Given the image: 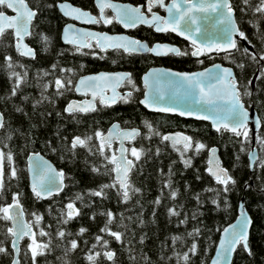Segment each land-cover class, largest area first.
Listing matches in <instances>:
<instances>
[{"label":"trees","instance_id":"trees-1","mask_svg":"<svg viewBox=\"0 0 264 264\" xmlns=\"http://www.w3.org/2000/svg\"><path fill=\"white\" fill-rule=\"evenodd\" d=\"M25 1L31 8L37 9L26 38L34 49V57H23L17 52L11 30L0 34V112L3 115L0 152L12 153V167L17 172L15 178L9 177L5 155L0 165L3 171L0 205L11 203L13 192L18 194L24 216L32 226L33 238L47 245L46 250L35 258L36 264H202V261L207 264L220 229L236 215L241 194L251 218L248 238L251 254L238 246L231 264H264V165L256 166L264 158V153H261L255 140L257 160L249 171L247 152L250 134L244 139V150L241 151L240 138L234 133L223 128L217 132L209 124L192 120L189 124L192 132L185 135L192 138L193 147L184 151L180 144L174 146L170 141L161 140L162 132L142 129L128 144L130 148L142 150L139 160L130 155L133 164L127 177L132 188L139 191L129 188V198L123 201L117 184L105 188L102 197L88 191L98 189L101 184H110L113 180L112 164L106 157L115 153V142L110 143L111 151L105 144L102 156L100 142L95 137L97 129L104 132L107 124L118 120L121 112L131 110V113L137 114L143 109L135 103L122 109L97 107L85 113H65L63 109L72 85L67 81L70 79L73 82L78 74L88 71V56L60 42L59 26L63 18L55 7H47L54 5L56 0ZM67 1L92 9V0ZM230 2L238 28L245 33L247 42L252 46L253 51H248L255 56V60L245 55L243 46L237 41L240 51L230 50L229 59H225L224 53H210L209 63L219 61L232 67L239 91L243 93L246 85L250 92L249 96H242L244 105L252 104L264 125V80L257 79L260 68L264 67V61L259 57L264 41V14L252 11L260 0ZM5 11L10 13L8 9ZM99 25L106 30L113 29V24ZM5 56L10 58L7 64ZM238 64L243 67H237ZM61 68L72 71L61 73ZM41 70L47 75H43ZM255 70L258 71L251 88L249 82ZM10 73L22 77L15 95H10L15 84V77ZM56 77H61L65 85L59 96L55 95ZM46 81L49 88L43 90ZM41 93L48 99H42ZM167 128L176 131L185 129L184 121L177 119ZM258 134L264 137V126L256 131L255 137ZM72 136L89 139L85 145H77L73 149L70 143ZM196 140L203 143L205 149L194 152ZM48 145L57 150L53 152ZM212 145L217 146L220 164L234 181L227 185V192L205 171L206 150ZM30 151L40 152L63 171L64 186L60 192L45 199L33 196L25 167V157ZM182 156L190 163L185 165ZM92 167H96L97 171L93 172ZM165 180L169 181L170 187H164ZM170 189L176 191V197H171ZM77 195L79 198H76ZM157 197L160 198L159 203H156ZM213 200L216 204L212 203ZM225 200L227 208L224 207ZM68 202L77 209V214L71 218H67L65 208ZM169 207L174 209L175 215H169ZM109 210L113 212V220L107 227L121 233L120 242L108 232L99 231L105 225ZM62 213L66 222L61 221ZM35 216H39L40 220L37 221ZM2 217L3 213H0V247L5 252L0 253V264H11V237L7 232L10 223ZM181 220L184 223H180ZM80 228L85 231L80 233ZM193 228L199 229V235L190 237L188 233ZM61 229L64 234L57 237L56 232ZM40 230L46 235L41 236ZM96 235L101 236L100 241L95 240ZM173 236L179 239L173 242ZM72 239L77 241V247L69 250L68 242ZM193 239L197 243L196 254L189 252L187 262L178 261L176 254L187 251ZM105 240L108 241L106 246L103 244ZM28 243L26 237L19 243V264H32L31 253L26 251ZM108 250L114 253L112 260L103 254ZM93 252L97 253L94 260L86 259V255Z\"/></svg>","mask_w":264,"mask_h":264},{"label":"snow or ice","instance_id":"snow-or-ice-1","mask_svg":"<svg viewBox=\"0 0 264 264\" xmlns=\"http://www.w3.org/2000/svg\"><path fill=\"white\" fill-rule=\"evenodd\" d=\"M247 3V0H243ZM95 8L98 14L93 15L89 11L80 7L73 6L67 0H56L54 5L49 4L47 7H55L60 13L71 19L82 21L84 23L108 25L113 21L121 24L125 28L135 27L137 24L151 25L155 31L164 32L171 31L184 37L191 45V55L198 57L201 53H209L215 51L216 53L223 52L225 59L230 58L228 50L240 51L238 48V42L234 39V36H238L243 39H247L245 33L241 31L233 16V7L230 5L229 0H144L143 5L127 4V3H115L114 0H94ZM158 6L163 9L167 15L160 16L157 12L153 11V7ZM5 9L11 10L13 15L6 13ZM107 10L111 11V15L107 14ZM243 12L244 9L241 8ZM252 11L260 12L264 14V0H260L259 5L253 8ZM37 15L36 8H30L25 0H0V34H3L6 30H11L12 35L16 38V50L18 53L30 56L32 55V49L23 43L25 36L29 35V25L33 17ZM252 23V21H250ZM66 43L77 46L75 50L80 51L81 47H93L90 43L95 41V47L104 51L107 48L122 49L125 53H152L155 55L176 54L182 55L174 45L167 43H152L148 46L143 41L125 36V35H109L106 32H94L85 29H78L71 25H64L63 34L61 37ZM46 39V38H45ZM46 47V45H45ZM245 55L249 59L255 60V56L249 53L247 48L242 49ZM96 53L93 52L92 55ZM259 57L264 61V41H262V50L259 53ZM9 57L5 56L4 60L7 64ZM199 63V60H197ZM10 67V65H8ZM54 68L55 65H52ZM237 67H243L242 64H238ZM71 72V69L61 68L60 72ZM47 75V73H43ZM10 76L15 77V84L12 88L10 95L16 94V88L21 85L22 77L16 73H10ZM127 80L128 84H132V80L129 73L126 72H99L90 76H81L75 81V90L80 92L82 90H88L90 86L95 83L97 87L91 90V95L95 98L100 96L101 105L108 103H115L116 99L125 100L130 93H125L124 96H120L119 93L114 91L116 84ZM144 83V96L139 101L140 104L146 108L157 109L162 112L179 113L181 116H195L211 122V127L217 132L221 131V128L227 130L229 133H234L240 138L241 151L244 150V139L249 137V131L247 127V121L249 120V113L242 103V96H249L250 92L247 86H244V91H239L237 81L233 76L232 70L228 67H221L218 64L211 66V70L204 69L200 72H173L170 69L165 68H149L147 72L141 77ZM258 80H264V67L260 68V74L257 76ZM69 85L72 81H67ZM112 85L110 89L112 96L106 97L100 92L99 85ZM54 87L56 89L55 95H61V90L65 85L62 82L61 77H56L54 80ZM49 88V82H44L43 90ZM42 99H48L41 93ZM23 99V98H22ZM55 103L54 100L51 101ZM34 103H36L34 101ZM95 105L91 100L73 101L69 100L65 105L63 111L65 113H74L79 111L81 113L87 112L94 108ZM17 111H20L17 108ZM59 115V113H57ZM257 128H260L262 122L256 120ZM2 127V124H0ZM150 128V125L148 126ZM137 134V129H119L118 126L113 123L106 135L102 136V133L97 129L95 137L100 142V153L103 156L105 143H108L109 151H111L110 141L113 136L117 139V148L115 154L109 155L106 159L112 164L111 172L114 174V179L110 184H101L98 189H89L92 195L96 197H102L104 195L103 190L110 186L119 184V189L122 193L121 200H127L129 198L128 189L132 191H139V189L132 188L131 184L127 180V173L132 167L133 161L128 159L125 153L131 152V155L137 160L142 155V150L136 147L130 149L121 147L125 140L132 141ZM89 137L83 139L79 136H72L71 147L74 149L77 145H85L86 140ZM161 140L171 141L173 145L182 144L183 150L187 151L193 147L192 138L182 135L181 133L164 134L160 137ZM256 143L260 146L261 153H264V137L259 134L255 137ZM48 147L55 152L57 149L51 145ZM205 145L199 140L194 142V152L205 149ZM179 151V149H177ZM211 160L215 159V148H207ZM6 155L7 163L9 165V177L15 178L17 176L16 169L12 167L13 156L11 152H0V165H2L3 159ZM249 164L248 167L252 168V161L257 160L255 148H249L248 150ZM182 162L187 165L190 161L183 159ZM264 165V158L259 160L257 167ZM217 171L211 172L214 179H216L220 185L224 186V191L227 192V185L233 183L232 177L228 175L226 170L220 168L218 163L216 164ZM93 172L97 171L96 167H92ZM28 178L29 187L32 194L36 198H42L51 195L53 192H58L64 185L62 182L63 171L56 170L52 167L48 161L44 160L39 153H28ZM210 171V169H205ZM219 172V175H217ZM3 171L0 167V187H2ZM164 187H170L169 181H164ZM187 187V185H186ZM171 197H176L175 190H171ZM18 194L12 193L11 203H5L0 205V213H3V219L12 222V227L7 229V232L12 237V261L11 264H19L16 259V253L19 251L17 247V241L27 236L29 243L27 244L26 251L31 253L33 258L32 264H36V257L38 254H42L47 245L39 243L33 238V233L28 223H23L21 218L23 217V211L20 208L17 199ZM76 198H79L77 195ZM160 202V198L157 197L156 203ZM216 204V201H212ZM224 207L227 208V200H225ZM67 209V218H71L77 214V209L74 208L71 202L65 205ZM169 215H175V211L172 207L167 209ZM107 219L105 225L102 226L99 231L101 233L108 232L110 236L114 237L117 242L121 241V233L118 231H111L107 225L113 220V212L111 210L106 213ZM37 221L40 220L39 216H35ZM61 221L66 222V218L63 213ZM250 219L247 214L241 209L240 214L236 217V220L229 224L220 233V240L216 244L215 255L212 256L210 264H230V258L233 251L237 246H241L245 253H250L248 245V225ZM180 223H184L183 220ZM39 227V225H37ZM80 233L84 232V228L78 230ZM63 229L56 232L57 237L63 236ZM40 235H46L43 230H40ZM188 235L190 237L199 235V229L193 228ZM179 237L173 236L172 240L175 242ZM96 241L101 240V236H95ZM69 250L77 247V241L75 239L70 240ZM106 246L108 241H103ZM205 251L207 249L205 248ZM5 252L3 247H0V253ZM189 252L195 255L197 252V243L193 239L191 245L187 251L183 254H176L178 261L187 262L189 259ZM104 256L112 260L114 253L111 250L105 251ZM175 254V253H174ZM97 253L93 252L91 255H86V259L93 261ZM147 259V257H144ZM202 264L204 262L202 261Z\"/></svg>","mask_w":264,"mask_h":264},{"label":"flooded vegetation","instance_id":"flooded-vegetation-1","mask_svg":"<svg viewBox=\"0 0 264 264\" xmlns=\"http://www.w3.org/2000/svg\"><path fill=\"white\" fill-rule=\"evenodd\" d=\"M114 1L127 2L132 5H137V4L143 5L144 3V0H114ZM165 2H167V0H165ZM73 5L80 7L76 4H73ZM82 9L89 11L93 15L98 14L93 0H92L91 10L85 9V8H82ZM152 10L157 12V14L160 16H165L166 12L163 9L159 8L158 6H154ZM107 14L111 15V11L107 10ZM61 17L63 18V21L60 23V26H59V35H60L61 28L65 23L73 22L83 28H88L91 30L104 31L107 33H117V34L125 33L129 37H132L140 41H144L146 44H148V46H151L152 43H157V42L167 43L169 45L176 46L178 49H180L181 53H186L182 55H176L172 53L165 54V55H155V54L147 53V52L125 53L122 49L117 50L113 48L112 49L107 48L104 51H101L99 48L95 47L94 40L90 42L93 45V47L91 48L81 47L80 51L77 52L75 50L77 46H73L70 44H64V45H68L71 48H73L77 53H83L84 55L88 56V60H89V63H88L89 67L87 69L88 71H83L82 73L78 74L74 78L72 85H71L70 97L68 98V100L70 99L82 100V99H88L89 97H91L90 93L77 94L74 91L75 81L80 75L98 73V72H110V73L126 72L130 74L132 84H128L127 80L125 79L115 86V90L117 93H119L120 96H124L125 93H130V95L125 100L116 99V102L114 104L105 103L103 105H101L100 103V96L97 95L94 98L95 107L90 111H93L97 107L105 108V109L109 107H116L118 109H122L127 106L128 108V106H131L136 103L143 109L142 112H138L137 114L131 113V110H129L126 113L121 112L120 117H119L120 119L118 118V120H112L111 122L116 121L119 124L120 128L136 127L139 129V133L142 129L144 130L148 129V130H155L158 132H162L163 134H167L170 131H176L173 129H169L167 127L170 125V123L179 119L181 121L183 120L184 125H185V129H179V132L183 134H186L187 132H192L189 124L191 123L193 119L183 118L181 116H178L172 113L148 110L143 105L140 104L139 101L143 98L144 91H145L144 83L141 77L143 76L145 72H147L149 68H165V69H170L171 71H179V72H191V71H195L198 69H202L210 64L209 63L210 53H206V54L201 53L200 56L193 57L191 55V49H192L191 43H189L188 41L184 40L183 38L175 35L174 33L170 31H164V32L154 31L152 26L136 25L135 27H132V28L123 29L117 22L113 21L112 23H110V24H113V29L106 30V29H103L99 24H79L77 21L70 20L63 16ZM100 24H103V23H100ZM14 42H15V39H14ZM93 52H95L96 54L92 55ZM212 53H215V52H212ZM197 60H199V63H197ZM213 62H216V61H213ZM109 87H112V85ZM109 87L104 88L103 90L104 94L109 93L110 91ZM131 116H134L135 118L132 119ZM111 122H109L107 126ZM198 122L208 124L205 121H198ZM149 125H150V128L148 127ZM126 148L130 149L128 146V143L126 144ZM127 156L130 157V154L128 152H127Z\"/></svg>","mask_w":264,"mask_h":264},{"label":"water","instance_id":"water-1","mask_svg":"<svg viewBox=\"0 0 264 264\" xmlns=\"http://www.w3.org/2000/svg\"><path fill=\"white\" fill-rule=\"evenodd\" d=\"M26 2V1H25ZM68 2V1H67ZM93 2H94V0H93ZM115 3H127V2H119V1H114ZM229 2H230V0H229ZM27 3V2H26ZM70 3V2H69ZM127 4H130V3H127ZM73 5V4H72ZM230 5H231V2H230ZM29 6V5H28ZM73 6H75V5H73ZM30 7V6H29ZM31 8V7H30ZM57 9V8H56ZM58 10V9H57ZM9 15H13L14 13H12L11 12V10H9ZM58 12H59V14L61 15V16H63L61 13H60V11L58 10ZM8 14V13H7ZM167 15V13H165V16ZM233 16H234V10H233ZM63 17H65V16H63ZM34 18V17H33ZM66 18H68V19H70V20H73V21H77V20H74V19H71V18H69V17H66ZM234 19H235V17H234ZM33 20V19H32ZM236 21V20H235ZM79 24H91V23H84V22H82V21H77ZM31 23V22H30ZM66 24H68V25H71V26H73V27H75V28H78V29H85V30H88V31H94V32H104V31H96V30H91V29H88V28H83V27H81V26H79V25H77V24H75V23H73V22H67V23H65L64 25H66ZM119 24V23H118ZM64 25L62 26V28H61V31H60V35H59V39H60V41L63 43V44H68V43H66L61 37H62V34H63V30H64ZM123 29H128V28H125V27H123L121 24H119ZM137 25H145V24H137ZM145 26H151V25H145ZM238 26V25H237ZM130 28H132V27H130ZM153 28V27H152ZM10 30V29H9ZM153 30H154V28H153ZM155 31V30H154ZM170 31V30H169ZM171 32V31H170ZM29 33H30V25H29ZM107 33V32H106ZM172 33H174V32H172ZM107 34H109V35H125V36H127L125 33L124 34H117V33H107ZM175 35H177V36H179V37H181V38H183L184 40H186L184 37H182V36H180V35H178L177 33H174ZM26 37H28V35L27 36H25L24 37V39H23V43L24 44H26L30 49H32V55H30V56H25V55H22V54H20L21 56H23V57H33L34 56V49L31 47V46H29L28 44H27V42H26ZM129 37V36H128ZM132 38V37H131ZM15 39V42H14V47L16 48V38H14ZM234 39H236L237 41H239V43L243 46V48H247L249 51H253L252 50V46L247 42V40L246 39H243V38H240V37H238V36H234ZM186 41H188V40H186ZM144 42V41H143ZM189 42V41H188ZM190 43V42H189ZM70 45H72V44H70ZM73 46H75V45H73ZM108 49H112V48H108ZM228 51H230V50H228ZM212 52H215V51H212ZM212 52H209V53H212ZM214 64H218V65H220L221 67H228V68H230L231 70H232V73H233V76H234V72H233V69H232V67L231 66H228V65H225V64H222V63H220V62H212V63H210L208 66H206V67H204V68H202V69H198V70H195V71H191V72H200V71H203L204 69H209V70H211V66L212 65H214ZM173 72H179V71H173ZM99 73V72H98ZM108 73H110V72H108ZM94 74H96V73H91V74H84V75H80L76 80H78L81 76H90V75H94ZM255 75H256V71L253 73V75H252V77H251V79H250V85H251V87H253V81H254V78H255ZM117 85V84H116ZM115 85V86H116ZM109 86H111V85H104V84H101V85H99V89H100V92L103 94V95H105L106 97H108V96H112V91L110 90L109 91V93L108 94H104L103 93V90H104V88L105 87H109ZM97 87V85L95 84V83H93L91 86H90V88L88 89V90H82V91H80V92H77L76 90H75V84H74V91L77 93V94H82V93H90L91 94V90L92 89H95ZM110 89L112 88V87H109ZM114 91L116 92V90H115V87H114ZM117 93V92H116ZM70 100H73V101H77V102H79V101H84V100H91L92 102H93V104H94V98L92 97V95H91V97H89L88 99H82V100H75V99H70ZM69 101V100H68ZM68 101H67V103H68ZM66 103V104H67ZM243 103V102H242ZM65 104V105H66ZM108 104V103H107ZM111 104H114V103H111ZM244 104V103H243ZM142 105V104H141ZM144 106V105H143ZM145 107V106H144ZM244 107L246 108V110L248 111V113H249V120L247 121V127H248V129H249V134H250V144H249V148H255V150H256V147L254 146V142H255V133H256V131L259 129V128H257V126H256V120L257 119H259L260 120V118H259V116H258V114H257V112L255 111V109H254V107H253V105H249V106H245L244 105ZM146 108V107H145ZM93 109V108H92ZM91 109V110H92ZM146 109H148V110H152V111H159V110H157V109H153V108H146ZM90 111V110H89ZM77 112H79V111H77ZM162 112V111H161ZM84 113V112H83ZM166 113H172V114H176V115H178V116H181V115H179V113H173V112H166ZM181 117H183V118H191V119H193V120H197V121H205V122H207L208 124H209V126L211 127V122L210 121H208V120H204V119H202V118H197V117H195V116H181ZM2 122H3V115H2V113L0 112V124H2ZM113 123H115L117 126H118V128L119 129H121V130H123V129H131V128H135V129H137V134L139 133V129L138 128H136V127H131V128H129V127H125V128H120V126H119V124L116 122V121H113V122H111L108 126H107V128H106V130L102 133V136L103 135H106L107 133H108V130H109V128H110V126L113 124ZM212 128V127H211ZM213 129V128H212ZM214 130V129H213ZM172 133H181V132H179V131H170V132H168L167 134H172ZM136 134V135H137ZM182 135H185V134H183V133H181ZM135 135V136H136ZM112 140H115L116 141V148H117V146H118V144H117V139H116V137L115 136H113L112 137V139H111V141ZM110 141V142H111ZM127 142H129V141H127V140H125L124 142H123V144L122 145H120L121 147H124V148H126L125 147V143H127ZM171 142V141H170ZM176 145H178V144H176ZM210 147H214L215 148V153H214V156H215V159L214 160H211V163H210V157H209V153H208V151L206 150V164H207V169H210V171H207V173L211 176V177H213L212 176V174H211V172H213V171H217V168H216V164L218 163V165H219V167L220 168H223L224 170H226L221 164H220V157H219V154H218V148H217V146H215V145H212V146H210ZM210 147H208V148H210ZM249 150V149H248ZM30 152H34V153H39V155L41 156V157H43V159L44 160H46V161H48V163H50L51 165H52V167L53 168H55L56 170H60V169H57L56 168V166L46 157V156H44L43 154H41L40 152H38V151H30ZM29 153V152H28ZM28 153H27V155H26V157H25V167H26V174H27V181H28V186H29V178H28V171H27V165H28ZM125 155H126V153H125ZM256 155H257V150H256ZM128 159H130L131 160V158H129V157H127ZM247 160H248V164H249V157H248V152H247ZM254 162H255V160L254 161H252V163H253V165H254ZM131 169V168H130ZM251 169L252 168H249L248 167V170L249 171H251ZM130 172V170L128 171V173ZM227 172V171H226ZM128 173H127V177H128ZM217 175H219V172H217ZM112 177H113V179L115 178L114 177V174L112 173ZM58 182H62L63 183V185H64V179H63V177H62V180H60V181H58ZM249 183H250V181H249ZM117 185H118V188H119V184L117 183ZM245 186V185H244ZM243 186V187H244ZM63 188V187H62ZM62 188H60V190L58 191V192H60L61 191V189ZM29 189H30V187H29ZM31 190V189H30ZM58 192H53L51 195H54V194H57ZM51 195H49V196H51ZM48 196H45V197H42V198H40V199H45V198H47ZM19 203V202H18ZM19 205H20V203H19ZM20 208H21V210H22V207H21V205H20ZM243 210L246 214H247V216L249 217V219H250V221H251V218H250V215L248 214V212H247V210H246V208H245V205H244V201H243V194H241L240 196H239V199H238V202H237V207H236V215H235V217L233 218V220H231L230 222H228L227 224H225L221 229H220V231H219V234H218V238H217V240H216V243H215V246H216V244L219 242V240H220V233L223 231V229L224 228H226L229 224H232L235 220H236V217L240 214V210ZM23 211V210H22ZM24 214V213H23ZM21 220H22V222L23 223H28L29 224V227H30V229H31V232H32V227H31V224L29 223V222H27L26 221V219H25V216L23 215V217L21 218ZM9 223H10V227H12V222L11 221H9ZM250 227H251V222H250V224L248 225V238H249V231H250ZM10 237H11V235H10ZM24 237H27V236H23V237H21L18 241H17V247H18V249H19V243H20V241H21V239L22 238H24ZM12 244H13V241H12V237H11V239H10V247H11V249H12ZM214 246V249H213V251H212V254H211V256H210V258L208 259V262H207V264H210V261H211V258H212V256H214L215 255V252H216V247ZM239 246V245H238ZM237 246V247H238ZM236 250V249H235ZM235 250L233 251V254H232V256H231V258H230V264H231V261H232V258H233V255H234V252H235ZM18 253H19V251L15 254L16 255V259L18 260V262H19V259H18ZM12 256H13V251H12ZM12 261V260H11Z\"/></svg>","mask_w":264,"mask_h":264}]
</instances>
